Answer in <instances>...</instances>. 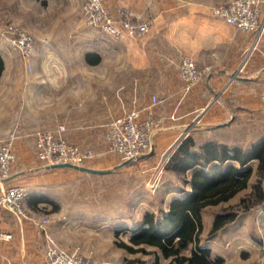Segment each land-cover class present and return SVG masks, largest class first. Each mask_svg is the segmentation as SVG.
<instances>
[{"label":"crops","instance_id":"obj_1","mask_svg":"<svg viewBox=\"0 0 264 264\" xmlns=\"http://www.w3.org/2000/svg\"><path fill=\"white\" fill-rule=\"evenodd\" d=\"M111 6L115 12L118 7L127 8L135 18L154 19L156 24L146 37L140 39L129 37L118 41L104 34L82 32L78 33L74 46L36 48L32 62L35 71L30 78L10 80L0 77V118L4 114L6 94L10 95L4 87L9 85L17 96L23 94L26 97L27 106L34 112L42 114L43 111L48 118H75L80 124L83 122L82 126L103 125L105 120L111 121L135 107L150 105L152 97L157 96L162 102L153 109L157 120L156 153L174 147L189 136L197 145L210 141L228 145L216 135L227 129H245L246 120L253 127L264 129V38L243 71H239L253 46V34L238 31L213 15L182 14L180 8L166 12L164 0H112ZM38 54L45 58L42 63L36 61ZM186 55L200 68L212 67V72L187 93L179 75L181 59ZM5 66L4 61V70ZM74 111L77 114L74 115ZM86 120L91 122L86 124ZM51 128L46 130L56 129ZM68 129L65 133L68 141L89 144L85 139L72 136V129ZM201 131L208 135L199 142L196 132ZM81 134L87 132L81 131ZM14 148L17 161L23 165H37L35 170L39 175L27 179L24 173L15 172L0 183V192L25 181L31 182L33 187H38L39 182L44 185L52 182L55 172L67 169H45L48 165L36 157L35 137L33 142L26 140L24 146L17 142ZM35 192L33 188L26 201L28 218L20 220L10 211L0 210V230L12 235L11 239L0 243V264H47L46 239L35 220L43 218L38 211L50 210V204ZM181 195L178 192L173 198ZM168 210L169 205L159 216ZM143 223L144 220L140 225ZM212 226L211 237L226 228L211 235ZM115 229L114 235L121 230ZM127 229V226L122 228L124 232ZM48 231L52 235L50 226ZM68 232L70 230L65 226L59 230L60 236H66ZM132 234L129 241H124L126 244L131 245ZM203 234L201 246L210 250V258L218 255L229 262L231 259L223 249L206 245ZM158 256V261H171L160 253Z\"/></svg>","mask_w":264,"mask_h":264},{"label":"rangeland","instance_id":"obj_2","mask_svg":"<svg viewBox=\"0 0 264 264\" xmlns=\"http://www.w3.org/2000/svg\"><path fill=\"white\" fill-rule=\"evenodd\" d=\"M230 1L164 0V8L166 12L180 8L182 14L193 12L216 17L213 9ZM86 2L87 0H0V54L6 63L1 77L10 80L30 78L35 71L32 62L36 48L74 46V40L78 33L82 32L97 36L104 34L97 27H90L86 23L83 12ZM111 3L112 0H107V7L118 22L147 25L148 32L129 37L137 39L146 37L156 24L154 19L135 18L127 8L118 7L115 12ZM18 32H26L33 38L28 54L23 53L17 46L18 42L15 40L19 39ZM129 37L111 38L124 41ZM44 59L41 54L36 56L39 63ZM74 60L76 61L75 58ZM29 66L32 67L31 71ZM4 88L10 95L6 94L4 114L0 118V138H5L11 131L16 130L19 136L17 142H22L24 146L26 140L33 142L38 133L64 125L67 130L72 129V136L79 140L85 139L89 143L82 146L92 148L101 154L91 168L108 170L122 163L117 157L106 154L104 137L110 119H104L105 124L100 126L87 124L91 121L86 120L87 125L82 126L83 122L80 124L75 118H48L44 116L45 112L42 111L40 114L27 106L26 97L23 94L17 96V93L12 92V86L6 85ZM8 100L10 102H7ZM73 114H77L76 111ZM197 130L199 129H195ZM81 131L87 134H81ZM226 131L216 136L230 146L238 145L248 149L252 144L264 140V129L253 127L248 120L245 121V129ZM197 133L199 142L208 135L206 131ZM71 143L76 144L75 141ZM173 151V147L162 150L151 158L134 161L108 175L88 176L84 172L65 169L55 172L52 182H46L44 185L39 182L38 187L36 185L33 187L31 182L25 181L14 186L26 189L27 199L34 188L40 199L48 201L50 210L38 211V214L50 219L52 236L63 248L77 252L83 258L100 264H138L139 260L145 264H173L163 259L157 262L154 254H131L117 244L129 241L130 233H134L135 229L141 226L146 212L150 211L159 216L168 208L173 196L178 195L180 190L188 188L184 185L182 177L167 170L170 158L176 150ZM250 165L254 167L256 162ZM35 168H37L35 164L23 165L17 161L11 174L21 172L28 179L39 175ZM249 192L250 189L228 203L209 207L203 212L205 227L203 241H206L208 246L213 245L215 249L224 250L231 262H225L224 259L223 264H264V207L253 208L248 213L240 212L238 219L217 236L209 235L215 216L227 209L241 211L239 203ZM62 226L70 230L68 235L60 236L59 230ZM124 226L128 227L125 232L122 230ZM115 227L121 229L116 235ZM64 242H67V245Z\"/></svg>","mask_w":264,"mask_h":264},{"label":"built area","instance_id":"obj_3","mask_svg":"<svg viewBox=\"0 0 264 264\" xmlns=\"http://www.w3.org/2000/svg\"><path fill=\"white\" fill-rule=\"evenodd\" d=\"M106 2L107 0H87L85 3L84 17L90 27H97L102 33L116 39L148 32L147 25L118 22L111 15ZM213 14L236 30L254 35L253 46L239 69L243 71L247 60L254 51L258 50V45L264 38V0H231L228 4L215 7ZM10 30L13 31L12 28ZM17 34L19 36L18 41L15 40L18 42L17 46L23 53L28 54L31 51L33 38L26 32ZM29 69L31 71L32 67L29 66ZM211 72V66L200 68L193 58L184 57L179 65V75L185 84V92L202 82ZM161 102L159 97L153 96L150 105L135 107L109 121L104 137L106 154L117 157L123 163L134 161L138 155L149 152L151 137L155 136L157 130L153 109ZM66 132L67 128L60 125L55 130L38 133L35 138L37 159L46 165L68 163L79 167H92L101 154L92 148L71 143L65 137ZM18 139L16 130L11 131L5 138H0V183L11 176L17 161L14 147ZM180 143L181 141L174 145V151ZM27 197L26 189L19 186L4 188L0 192V210L10 211L20 220L28 218ZM50 223L48 217L35 220V224L43 230L46 239L47 264H100L63 248L49 233ZM11 238V234L0 230V243Z\"/></svg>","mask_w":264,"mask_h":264},{"label":"trees","instance_id":"obj_4","mask_svg":"<svg viewBox=\"0 0 264 264\" xmlns=\"http://www.w3.org/2000/svg\"><path fill=\"white\" fill-rule=\"evenodd\" d=\"M3 71L0 54V77ZM253 162L254 167L250 165ZM167 170L182 177L190 191L180 190L182 195L172 198L168 212L161 217L146 212L143 225L130 238L131 245L118 242V247L131 254H154L157 262L160 253L175 264H223L222 258L211 259L210 250L201 246L203 211L250 189L239 203L241 211L227 209L215 216L210 232L214 235L234 223L240 212L264 207V140L245 149L216 141L197 145L189 136L170 158ZM138 264L145 262L139 260Z\"/></svg>","mask_w":264,"mask_h":264},{"label":"water","instance_id":"obj_5","mask_svg":"<svg viewBox=\"0 0 264 264\" xmlns=\"http://www.w3.org/2000/svg\"><path fill=\"white\" fill-rule=\"evenodd\" d=\"M150 145H151L150 151L147 152V153L138 155L134 161L144 160V159H148V158H151V157L155 156V154H156V145H155L153 136L151 137ZM134 161L130 160V161L123 162L120 165L114 167L113 169H108V170L94 169V168H91V167H79V166H75V165L68 164V163L67 164L48 165V166L45 167V169L51 170V169L67 168V169H74V170H77V171L90 173V174L107 175V174L113 173L115 170H118V169H120L122 167H125V166L131 164Z\"/></svg>","mask_w":264,"mask_h":264}]
</instances>
